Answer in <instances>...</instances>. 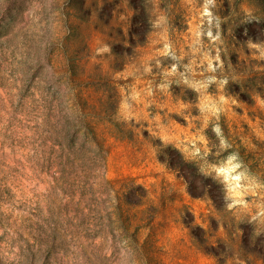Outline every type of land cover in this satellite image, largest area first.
<instances>
[{"label": "clouds", "instance_id": "9594fccd", "mask_svg": "<svg viewBox=\"0 0 264 264\" xmlns=\"http://www.w3.org/2000/svg\"><path fill=\"white\" fill-rule=\"evenodd\" d=\"M0 264H264V0H0Z\"/></svg>", "mask_w": 264, "mask_h": 264}, {"label": "rangeland", "instance_id": "374dc122", "mask_svg": "<svg viewBox=\"0 0 264 264\" xmlns=\"http://www.w3.org/2000/svg\"><path fill=\"white\" fill-rule=\"evenodd\" d=\"M135 174H136V170L134 169V170H133V175H135Z\"/></svg>", "mask_w": 264, "mask_h": 264}]
</instances>
